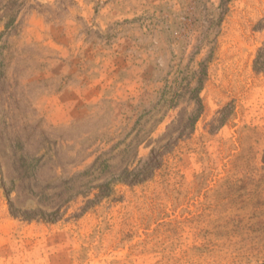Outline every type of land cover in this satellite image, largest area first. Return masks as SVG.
<instances>
[{"label": "rangeland", "instance_id": "obj_1", "mask_svg": "<svg viewBox=\"0 0 264 264\" xmlns=\"http://www.w3.org/2000/svg\"><path fill=\"white\" fill-rule=\"evenodd\" d=\"M220 2L0 0V264H264V0Z\"/></svg>", "mask_w": 264, "mask_h": 264}, {"label": "trees", "instance_id": "obj_2", "mask_svg": "<svg viewBox=\"0 0 264 264\" xmlns=\"http://www.w3.org/2000/svg\"><path fill=\"white\" fill-rule=\"evenodd\" d=\"M228 1L229 0H221L220 6L221 7L222 6H227ZM6 5L2 6L1 10L2 11H7V12H10V10H11V13H9L10 15H8V20L4 24V25H9V24L13 23L14 16L12 15V9H11V6H10L9 2H7ZM263 20H264V17H263ZM253 69L256 72L264 73V45L260 49H258V51H257V54H256V56L254 58V61H253ZM196 102H199L198 104H200V99L197 98ZM194 121L195 120L193 118H187V125H185V129L188 128V126H190V124L192 122L194 123ZM185 129H181L180 131H178L179 132V136L182 135V133L185 131ZM157 163H158L157 156H156V154H153L151 156L148 164H147V170L141 173V175H140L141 177L137 173V174H134L131 179H127L128 178L127 175L132 171L131 170V171H128L127 173H125L123 179L127 180L126 181L127 183L139 182V181H141L144 178V176H147L148 170L152 171L153 168H155L157 166Z\"/></svg>", "mask_w": 264, "mask_h": 264}]
</instances>
